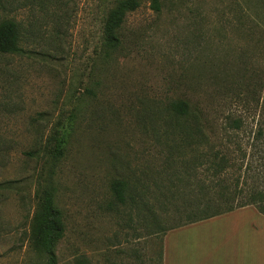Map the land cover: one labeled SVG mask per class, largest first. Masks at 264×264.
Wrapping results in <instances>:
<instances>
[{
    "label": "rangeland",
    "instance_id": "374dc122",
    "mask_svg": "<svg viewBox=\"0 0 264 264\" xmlns=\"http://www.w3.org/2000/svg\"><path fill=\"white\" fill-rule=\"evenodd\" d=\"M115 1L0 0L21 47L0 52V264L47 263L30 227L46 188L65 227L58 264H163L164 235L181 223L172 192L187 191L168 189L174 100L250 116L237 131L253 141L264 0H141L112 49L103 25ZM118 179L147 186L148 203L118 201Z\"/></svg>",
    "mask_w": 264,
    "mask_h": 264
},
{
    "label": "trees",
    "instance_id": "16d2710c",
    "mask_svg": "<svg viewBox=\"0 0 264 264\" xmlns=\"http://www.w3.org/2000/svg\"><path fill=\"white\" fill-rule=\"evenodd\" d=\"M140 3L141 0H116L110 7L103 25L107 46L112 49L120 46V27L127 13L137 9ZM154 4L158 7V0H154ZM20 50L18 23L11 19L0 21V52ZM170 110L173 121L167 139L172 162L178 166L168 178V189L187 190L172 192L173 216H178L181 223L170 229L248 205L264 213V114L258 116L252 143L249 140L248 145L243 146L239 131L252 125L250 116L203 115L182 99L172 101ZM142 188L140 191L139 187L122 179L113 183L115 197L124 203L130 193L132 199L136 194L147 204V186ZM30 227L32 239L48 255L46 264H58L56 245L65 227L51 189L46 188L39 197Z\"/></svg>",
    "mask_w": 264,
    "mask_h": 264
},
{
    "label": "crops",
    "instance_id": "0c3cea01",
    "mask_svg": "<svg viewBox=\"0 0 264 264\" xmlns=\"http://www.w3.org/2000/svg\"><path fill=\"white\" fill-rule=\"evenodd\" d=\"M254 210V211H253ZM264 213L254 205L168 230L163 264H264Z\"/></svg>",
    "mask_w": 264,
    "mask_h": 264
}]
</instances>
